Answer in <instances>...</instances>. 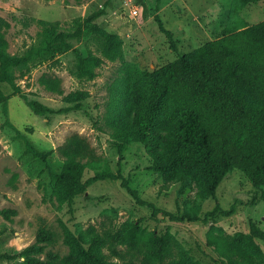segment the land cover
<instances>
[{
    "label": "rangeland",
    "instance_id": "1",
    "mask_svg": "<svg viewBox=\"0 0 264 264\" xmlns=\"http://www.w3.org/2000/svg\"><path fill=\"white\" fill-rule=\"evenodd\" d=\"M106 1L107 14L79 38L68 39L84 57L99 60L95 78L79 75L77 59L70 50L14 72L22 93L53 109L71 104L68 102L76 92L86 93L84 103L92 118L82 112L41 118L8 83H0L7 101L5 110L0 98V211H15L9 218L0 214V264H22V259L7 256L33 245L41 228L53 231L57 239L46 251L64 255L68 253L64 228L83 234L93 226L113 239L132 225L146 233L172 235L173 257L183 263L219 264L215 260L217 251L240 239L241 263L264 264V242L255 238V250L246 239L251 223L264 230V201L240 171L233 170L219 184L215 198L205 193L199 180L187 184L167 181L151 169L152 160L142 144L132 143L119 155L118 140L106 120L127 78L126 66L153 71L220 37L225 29L239 31L263 21L264 0L247 5L237 0H159L161 21L175 34L177 52L170 48L167 36L154 20L157 0H0V17L9 25L3 29L7 53L22 54L40 44L38 20L57 22L60 32L70 33L77 20L82 21ZM106 34L115 41L112 52L107 48ZM42 76L59 79L62 94L47 91L39 82ZM21 136L38 150L49 152L47 161L26 154ZM73 136L88 144L95 163L87 164L83 180L109 167L127 179L146 204L139 205L121 180L111 179L89 186L71 207L57 202L50 172H60L65 158L61 148ZM216 206L218 210L211 218L208 213ZM187 216L193 220H179ZM117 249L121 254L111 257L112 261L139 263L138 255L126 245H117Z\"/></svg>",
    "mask_w": 264,
    "mask_h": 264
},
{
    "label": "trees",
    "instance_id": "2",
    "mask_svg": "<svg viewBox=\"0 0 264 264\" xmlns=\"http://www.w3.org/2000/svg\"><path fill=\"white\" fill-rule=\"evenodd\" d=\"M237 1L247 5L262 0ZM108 4L106 1L82 21L77 20L70 33L60 32L57 22L38 20L40 44L18 55L7 53L3 29L9 25L0 17V83H8L41 118L50 120L72 112H82L92 118L84 103L86 93L76 92L68 102L71 104L53 109L22 93L15 83L14 72L27 68L36 60L44 61L56 53L70 50L77 59L79 75L95 78L94 68L99 66V60L84 57L68 39L79 38L93 22L104 17ZM155 10L154 20L159 31L167 36L170 48L177 52L175 34L161 21L159 0ZM105 36L107 48L112 52L115 41L112 36ZM125 73L127 78L106 117L107 125L114 130L113 135L118 140L119 155L132 143L142 144L152 160V170L160 172L167 181L187 184L199 180L205 193L212 198H215L219 184L233 170H238L264 201V20L239 31L225 29L220 37L153 71H142L129 65ZM39 82L47 91L62 94L59 79L42 76ZM0 98L6 110V96L1 90ZM17 134L20 136L19 132ZM21 138L26 154L47 161L49 152H42L27 138ZM61 150L65 156L64 164L59 173L50 172L57 202L71 207L74 199L84 194L89 186L111 179L121 180L122 187L139 205L146 204L130 188L127 179L109 167L97 170L83 180L87 164L95 163L88 144L80 137H71ZM83 159L86 162H82ZM216 210L218 206L208 216L212 218ZM11 213L15 214V211H0L7 218ZM185 218L193 220L189 216L179 220ZM112 238L93 226L83 234L64 228L63 242L68 253L61 255L46 251L57 239L53 231L41 228L33 245L7 258L22 259V264H117L111 257L120 256L117 245H126L138 255V264H192L173 257V237L168 233H146L132 225ZM255 238L264 242V230L251 223L246 239L256 250ZM240 242V239H233L225 249L217 251L216 262L242 264ZM106 249L109 253H105ZM42 254L44 257H39Z\"/></svg>",
    "mask_w": 264,
    "mask_h": 264
},
{
    "label": "built area",
    "instance_id": "3",
    "mask_svg": "<svg viewBox=\"0 0 264 264\" xmlns=\"http://www.w3.org/2000/svg\"><path fill=\"white\" fill-rule=\"evenodd\" d=\"M135 14H136V10H133V11H132V15H135Z\"/></svg>",
    "mask_w": 264,
    "mask_h": 264
}]
</instances>
